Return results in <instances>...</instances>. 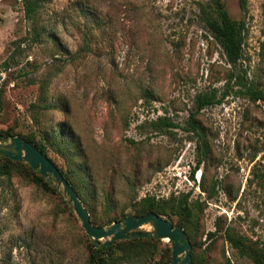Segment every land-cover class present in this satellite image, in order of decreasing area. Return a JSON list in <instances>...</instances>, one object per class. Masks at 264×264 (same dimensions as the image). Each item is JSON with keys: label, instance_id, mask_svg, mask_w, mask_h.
I'll use <instances>...</instances> for the list:
<instances>
[{"label": "rangeland", "instance_id": "obj_1", "mask_svg": "<svg viewBox=\"0 0 264 264\" xmlns=\"http://www.w3.org/2000/svg\"><path fill=\"white\" fill-rule=\"evenodd\" d=\"M222 1L243 24L234 67L200 19L198 3L210 0H49L35 22L21 0H0V129L37 134L38 114L44 127L70 131L101 226L133 215L148 195L187 193L195 219L186 229L201 264H255L225 235L264 247V97L256 96L264 90V0ZM229 68L244 85L226 82ZM41 86L45 110L33 106ZM210 91L219 101L194 115L209 152L192 179L196 143L186 118L195 95ZM163 116L175 126L154 130ZM46 154L66 169L52 148ZM200 171L202 186L214 185L209 198ZM88 241L59 190L34 184L23 167L0 175V264H86ZM156 244L153 260L170 248L167 239Z\"/></svg>", "mask_w": 264, "mask_h": 264}, {"label": "trees", "instance_id": "obj_2", "mask_svg": "<svg viewBox=\"0 0 264 264\" xmlns=\"http://www.w3.org/2000/svg\"><path fill=\"white\" fill-rule=\"evenodd\" d=\"M49 0H21L23 7V15L25 18L35 22V17L39 8L48 2ZM241 4L242 1L240 0ZM200 12V19L203 22L207 32L220 46L225 61L232 67L235 66L242 54V22L236 21L230 18L227 10L224 7L222 0H210L208 3H198ZM31 35L36 36L34 23L31 27ZM39 35V31H38ZM2 68H8L7 62L3 61ZM233 69H228L226 76V82L232 79L235 84L244 85L239 81L237 75H234ZM246 88V86H245ZM247 90V89H245ZM257 98L264 97V90L258 91ZM219 101V98L215 96L212 91L206 93H199L195 95L193 99L194 111H191L186 118V130L192 135L195 141L196 148V160L193 169L190 172V178L193 179V174L197 170L200 164L205 162L208 156L209 147L204 133V130L200 123L195 119L194 115L202 108L215 104ZM38 110H45L50 107L46 101L44 94V86L40 87V95L38 102L34 104ZM33 121L37 128V134L29 132L26 136H22L19 133H15L11 127L0 129V140H8L13 135H18L22 139L31 143L39 151H41L46 157V150L48 147L53 151L61 155L67 162L65 170L58 168V171L67 181V183L74 189L80 202L86 209L89 215V220L92 224L101 226L100 222H97L95 218L91 216L92 208L90 206L91 194L87 189L88 174L87 168L84 165L78 164L74 161V157H80L77 139L63 127H58L54 132L50 128H46L41 124L38 114L32 115ZM154 130H161V128H169L175 126L168 119L158 117L151 122ZM48 158V157H47ZM49 159V158H48ZM50 160V159H49ZM51 161V160H50ZM52 162V161H51ZM53 163V162H52ZM54 164V163H53ZM55 165V164H54ZM11 166L23 167L31 175V181L42 187L44 190L56 192L50 181H47L37 171L31 169L28 164L23 161L11 160L5 157H0V175H9ZM56 166V165H55ZM203 172L200 171V177L198 180V186L201 191L206 193L209 198L214 192V185L204 188L201 183V177ZM187 193H183L180 196H172L163 199L155 198L153 195H148L142 199L141 204L137 205L133 209L134 216L144 215L152 212L160 216L162 215H175L176 221L172 224H179L187 234L190 246H191V264H201V259L195 254L196 243L191 241L190 235L186 228L192 226V221L195 219V213L192 210V205L187 201ZM200 203L195 201L194 206H198ZM125 215H121V219ZM120 218H107L106 221H118ZM211 235V233H208ZM226 239L228 242L237 249L238 253L247 256L255 264L264 263V247H251L246 245L244 240L238 238L228 232H226ZM160 239L152 237H138L131 239H121L110 242L107 245H96L94 242L88 241L86 243V264H137L144 263L146 259H151L150 264H171V251L169 247H164L160 250V255L157 259L153 260V255L157 252V241Z\"/></svg>", "mask_w": 264, "mask_h": 264}, {"label": "water", "instance_id": "obj_3", "mask_svg": "<svg viewBox=\"0 0 264 264\" xmlns=\"http://www.w3.org/2000/svg\"><path fill=\"white\" fill-rule=\"evenodd\" d=\"M0 157L23 161L50 181L53 187L66 197L87 237L97 246L107 245L115 240L138 237L167 239L170 242L171 264H191V246L181 225L172 224L171 221L152 212L140 216L127 215L121 220L112 221L107 226L94 225L90 222L88 212L74 189L63 178L56 166L31 143L18 135H13L5 141L0 140ZM144 224H148L151 229H137Z\"/></svg>", "mask_w": 264, "mask_h": 264}]
</instances>
